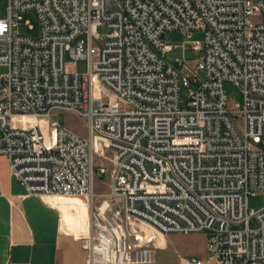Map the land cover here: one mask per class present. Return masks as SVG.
<instances>
[{"label":"built area","instance_id":"built-area-1","mask_svg":"<svg viewBox=\"0 0 264 264\" xmlns=\"http://www.w3.org/2000/svg\"><path fill=\"white\" fill-rule=\"evenodd\" d=\"M0 69V156L28 195L86 201L85 264H154L159 236L203 232L182 264H264L247 205L264 194V0H7Z\"/></svg>","mask_w":264,"mask_h":264},{"label":"crops","instance_id":"crops-1","mask_svg":"<svg viewBox=\"0 0 264 264\" xmlns=\"http://www.w3.org/2000/svg\"><path fill=\"white\" fill-rule=\"evenodd\" d=\"M86 201L75 196L28 195L0 156V264H85ZM163 237L154 264H182L186 256Z\"/></svg>","mask_w":264,"mask_h":264},{"label":"rangeland","instance_id":"rangeland-1","mask_svg":"<svg viewBox=\"0 0 264 264\" xmlns=\"http://www.w3.org/2000/svg\"><path fill=\"white\" fill-rule=\"evenodd\" d=\"M6 5L7 0H0V18H4L6 16ZM21 25L18 28V31L21 34L29 35L35 37L38 31V23L36 18L31 13L21 14ZM31 27L32 29H29ZM198 38V36H195ZM166 39L168 40L167 44L171 45H181L183 36L179 33H168L166 35ZM189 46L187 45V48ZM191 52L187 51V55H190ZM174 55H179V53H174ZM87 69L86 60H78L75 66H68V70L76 71L78 73H83ZM3 70L0 69V73ZM224 90L226 92L228 102L230 105L239 104L242 101V93L239 88H237L233 83L226 82L224 83ZM187 94L186 89L181 90V99L184 101L185 96ZM53 119L59 120L61 123H64L65 126L80 135H85V130L83 128V122L80 118L75 115L64 113V112H55L52 115ZM11 125L13 127H21V122L16 120H11ZM94 192L97 194H102L106 196L109 192L108 186V175L101 179H96L94 183ZM248 209L252 211H257L264 207V194H257L255 196L249 197L247 201ZM256 223L254 219L250 221V227H255ZM173 239L178 245L181 247L180 253L186 256V260L192 259H201L203 260L206 255V233H192L189 235H182L178 233H172Z\"/></svg>","mask_w":264,"mask_h":264},{"label":"bare ground","instance_id":"bare-ground-1","mask_svg":"<svg viewBox=\"0 0 264 264\" xmlns=\"http://www.w3.org/2000/svg\"><path fill=\"white\" fill-rule=\"evenodd\" d=\"M48 196L67 197V196H61V195H46V197H48ZM89 231H90V220L88 221V225L83 230V236H86L89 233ZM162 241H163V237L159 236V240L157 242V245H159Z\"/></svg>","mask_w":264,"mask_h":264}]
</instances>
